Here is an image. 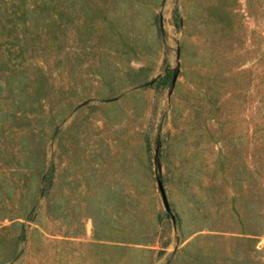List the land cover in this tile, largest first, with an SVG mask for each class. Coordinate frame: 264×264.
Segmentation results:
<instances>
[{
	"label": "rangeland",
	"instance_id": "obj_1",
	"mask_svg": "<svg viewBox=\"0 0 264 264\" xmlns=\"http://www.w3.org/2000/svg\"><path fill=\"white\" fill-rule=\"evenodd\" d=\"M0 264H264V0H0Z\"/></svg>",
	"mask_w": 264,
	"mask_h": 264
}]
</instances>
